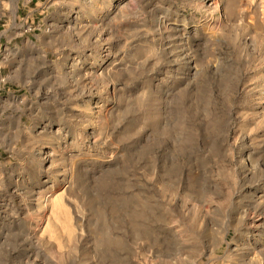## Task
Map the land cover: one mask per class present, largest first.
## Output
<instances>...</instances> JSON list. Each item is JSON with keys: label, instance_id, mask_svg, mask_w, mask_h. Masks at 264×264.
<instances>
[{"label": "rangeland", "instance_id": "1", "mask_svg": "<svg viewBox=\"0 0 264 264\" xmlns=\"http://www.w3.org/2000/svg\"><path fill=\"white\" fill-rule=\"evenodd\" d=\"M0 264H264V0H0Z\"/></svg>", "mask_w": 264, "mask_h": 264}, {"label": "bare ground", "instance_id": "2", "mask_svg": "<svg viewBox=\"0 0 264 264\" xmlns=\"http://www.w3.org/2000/svg\"><path fill=\"white\" fill-rule=\"evenodd\" d=\"M207 2H208L210 5H215V4H216V0H207Z\"/></svg>", "mask_w": 264, "mask_h": 264}]
</instances>
